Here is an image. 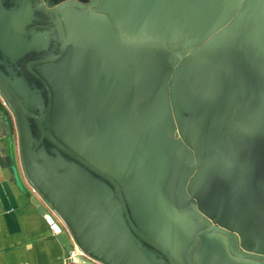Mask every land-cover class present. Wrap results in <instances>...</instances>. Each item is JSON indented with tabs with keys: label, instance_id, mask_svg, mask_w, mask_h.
Returning <instances> with one entry per match:
<instances>
[{
	"label": "crops",
	"instance_id": "1",
	"mask_svg": "<svg viewBox=\"0 0 264 264\" xmlns=\"http://www.w3.org/2000/svg\"><path fill=\"white\" fill-rule=\"evenodd\" d=\"M66 1L0 0L2 75L11 82L28 84L24 97L30 93L43 97L44 82L53 94L57 87L90 93L102 108L129 117L122 124L115 118L101 123L85 118L79 141L111 157L126 171H136L148 164L155 177L174 180L189 171L192 175L187 187L195 172L199 173L200 192L192 204L208 207L226 198L221 204L234 211L235 220L222 215L220 222L234 234L235 248L264 254V1L256 21L250 16L238 23L237 29L246 30L245 39L230 49H221L203 68L195 69L188 80L189 90L205 102H192L191 107L166 97L163 121L144 129L134 118L148 114L156 99L169 88L170 64L165 68L163 51L180 45L163 39L175 36L178 42H185L191 36L197 37L204 16L207 19L212 12L222 10L221 0H195L190 6L182 0H99L94 9L68 6L58 12L64 28L67 20L81 15L74 20L72 32L65 36L62 58L52 64L30 65L28 69L30 62L61 54L63 37L52 11ZM224 4L225 10L226 0ZM99 14L111 22L122 20L129 34L124 37L122 33L91 26L88 18ZM189 17L194 18L198 28H190L193 23L184 20L188 28L185 32L178 29L180 24L176 21ZM243 21L247 23L240 26ZM144 38L148 43H137ZM177 57L180 56L174 53L170 62L174 64ZM12 115L0 97V166L5 177L0 186V264H67L63 244L30 199L40 202L59 220L38 195L22 187L26 181L19 166L20 138ZM124 129L129 132L126 134ZM145 130L151 131L150 136H145ZM43 160L48 161L46 157ZM52 178L51 183L60 194L70 190L66 186L60 188ZM144 189L145 197L155 200L154 185L148 182ZM71 190L90 194L84 188L72 186ZM214 236L226 246L224 235L211 233L200 247ZM80 258L85 264H103ZM202 259L203 264H261L226 252L219 258L211 255Z\"/></svg>",
	"mask_w": 264,
	"mask_h": 264
},
{
	"label": "rangeland",
	"instance_id": "2",
	"mask_svg": "<svg viewBox=\"0 0 264 264\" xmlns=\"http://www.w3.org/2000/svg\"><path fill=\"white\" fill-rule=\"evenodd\" d=\"M263 1L264 0H250L251 3L247 6L242 2L240 9L234 15L230 23L219 27L215 33L209 35L208 29L215 22L217 17L221 13L227 12L233 6L235 7L238 3V0H226V9L218 10L211 16L207 23L200 29L198 37L191 36V39L185 41L186 44L195 41L191 50H187L188 48H186V45L176 46L175 50L182 52L184 56L190 58L191 61L187 64H184L183 59L176 61L175 67L170 74L169 88L156 99L153 109L148 114L143 117L134 118V121L136 120L135 123H138L139 127L142 129L150 128L151 126L161 123L164 116L163 109L165 108V101L167 102L166 97L169 96H171L174 101L176 98L180 102L190 105L191 107H193L191 102H205L202 97L193 94L189 90L188 80L191 78L195 69L203 68V65L213 60V57L221 49H230L235 43H241L242 40L245 39L243 36H245L246 30L237 29L239 26L238 23L250 16L253 17V21H256L258 10L263 4ZM99 13H101V11ZM124 42L127 41L124 40ZM146 42V38L137 40V43L145 44ZM163 53L166 54L164 66L167 68L170 63V58L173 56V50H164ZM38 72H41V69H38ZM183 72H185V75L182 79L181 74ZM13 85L16 89L21 91L22 99L29 110L31 112L34 111L33 113L37 116L44 117L43 124H46V128H48L47 131L52 137L69 150L84 154V158L88 163L96 166L103 173L121 178V183L124 181L126 182V184L123 183L122 186L124 187V192L128 199V205L132 208L131 215H129L132 226H130L128 222L126 223L123 218V208L122 205H120L118 196L114 193L112 184L107 180L96 178L90 173L86 175V172L84 179H82L85 180L86 184H82L79 181L80 173H78V176L75 175V166L68 162L65 153L58 151V149L45 138L43 139L48 143L43 142V140H41V133L36 125L31 122L30 127L32 131L33 148H36L37 152L42 149V158L46 157L48 160L42 164L39 159V165L42 166L40 169L45 172L46 177L55 178L54 181L60 188L64 189L66 186V188L70 189L62 191V194L65 193L63 195L68 196L71 193L74 194V190H71L72 186L77 188L83 187L89 191L90 194H87L90 195L96 203L101 206L106 204L113 212L111 217L115 219L118 225L122 227L123 231L127 233L134 248L138 249L136 250L140 255L142 254L141 256H143V254L146 255L148 261L144 258V264H154L153 261H151L153 259L157 260L156 264H184V256L188 245L199 229L212 224L222 225L220 221H223L222 218L225 215L228 216L226 218L227 220H235L234 211L227 209L221 204L224 203L226 198H223L220 204H213L208 207L202 205L200 207V205L192 204L198 200L199 195L197 194L200 192L199 185L201 183V175L199 173L196 174L195 172L190 187H187V181L192 175L189 171H185L178 180L169 177H163L161 179L155 177L148 164L136 171H126L121 169L111 157L95 150L92 145L79 142L78 139H81L83 136L82 126L86 124L85 122L87 120L94 123H101L110 118H115L122 124L124 120L129 119V117L125 115L115 114L102 108L92 94L67 90L65 92L71 95L68 99L61 95V102H63L64 105H59V102H57L55 108L53 104L52 108L47 111L49 107L48 97H43L41 99L37 93H30L24 97L23 90L25 87L28 88V84L16 81ZM68 94L67 96H69ZM40 101L43 103L42 105H40ZM76 111H78L79 114H76ZM10 113L12 112L10 111ZM123 131L126 134L129 132V130L126 129ZM145 131H148V134L145 136H150L151 131ZM19 166H22L21 157ZM139 173L141 177L137 176ZM56 179H58L59 182ZM146 181L151 182L156 188L158 197H155V203L146 198L143 204L138 198V196L142 194L143 185ZM172 184L175 185L174 189H171ZM27 188L32 191L30 187L27 186ZM123 199L125 203V198ZM178 216L183 217L185 221L183 225L178 223ZM142 217L147 223L141 221ZM240 224L242 228L244 223L241 222ZM173 235L175 237H173ZM182 237H185L184 241ZM124 258L130 259L128 256Z\"/></svg>",
	"mask_w": 264,
	"mask_h": 264
},
{
	"label": "water",
	"instance_id": "3",
	"mask_svg": "<svg viewBox=\"0 0 264 264\" xmlns=\"http://www.w3.org/2000/svg\"><path fill=\"white\" fill-rule=\"evenodd\" d=\"M91 1H92L91 4H83L79 2L78 0H67L66 2L59 4L53 9L52 12L55 16L56 24L59 27L60 32L63 37L62 38L63 50L61 54L57 56L56 58L45 60L42 62H37V63L30 62L27 67L28 69H30V65L52 64L62 58L63 53L66 49L65 36L66 34H69L70 32H72V30L74 29V24H75L74 20L76 21V19H78L77 16L81 14H75L76 15L75 18H71L67 20L66 28H64V26L62 25L60 21L58 12L71 5L78 6L83 9L96 8L98 6L99 0H91ZM193 1L195 0H187V1L182 0V2L184 3L188 2L187 3L188 6H190ZM242 2L243 0H238V3L235 5V7L230 8L226 12L227 13L226 16L216 19L215 22L208 29V34L209 35L213 34L216 32V30H218L219 27L225 26L228 23H230L234 15L240 9V5L242 4ZM104 7L105 6L103 5V8ZM220 8L224 10L225 8L224 2H221ZM217 11L212 12L207 17V19H206V16H204L206 20L204 19V22L203 23L201 22L199 25L203 27L207 23V21L211 18V16H213ZM192 14L194 15L195 13H192ZM79 17H80L79 19H82L81 16ZM92 17L99 19V20L104 19L103 15H100V14L96 16H92ZM184 20H187L193 23L192 25L189 24L190 28H198V26H196L194 23L193 17L180 19L176 22L180 24L178 29L184 30L183 32H185V30L188 28L187 23L183 22ZM111 23L114 25L115 21ZM1 24L2 22H1V17H0V25ZM93 27H98V26H93ZM175 30H176V27H175ZM126 34H129L128 31ZM174 34L175 33H173V35ZM174 38L166 39V40L163 39V41L173 43V44L186 45V48H188V50H191L193 44L195 43V41H193L189 44H186L185 42H178L177 37L175 39ZM171 50H173L172 58L174 57V53L177 52L180 58L183 59L184 64H187L188 62L191 61L190 58H187L186 56H184L182 52L177 51L175 49H171ZM33 75H35L36 78H38L39 80L43 82L42 78H40L38 74L34 73ZM184 75H185V72L181 74L182 79L184 78ZM13 83L14 82L7 80L0 72V97L8 105L17 123L19 138H20V152H21V159H22V168H23L24 177L26 178V181H27V186L30 188H34L36 190V192L38 193L37 195L40 198V200L54 214L55 218H57L60 223L57 222L54 219V217L45 210V208L40 204V202H38L37 200H34V198L33 199L31 198L30 202L38 209L39 213L42 216H44V218L47 220V222L49 223L51 227L52 232H54L58 236V238L60 239L61 243L64 246L66 256L68 257L71 251L75 250L76 247H79L89 257H91L92 259L96 261H100L103 264H135V263L144 264V257L141 256L142 254L140 255L138 253L137 251L138 249L134 248V246L132 245L126 233L114 222V220L109 215V213L101 205L96 203L93 200V198H91V196L84 193L85 196L87 197V200L89 201L91 205L92 212L98 221L99 233L96 236H93L88 232V229H87V227L90 224L89 218L75 211L72 195L76 194V191L73 192L74 194L71 193L68 196L60 194L59 190L51 183V179L46 177L45 172H43L40 169L41 167L39 165V157H38L39 152L36 151V148L35 149L33 148V138H32V131L30 127L31 120L37 124L40 130V133H41V140L45 138L53 146H55L60 151L64 152L66 155H68L70 158L75 160L81 166L93 172L94 174L104 178L105 180L109 181L112 184V186L114 187V190L116 191L118 195L121 205L124 209L127 222L129 223L130 226H132V222L130 220L128 210L124 203L122 192L120 190L118 183L113 178H111L109 175L103 173L102 171H100L99 169H97L96 167L88 163L86 159L78 156L73 151L69 150L64 145H62L60 142H58L54 137H52L50 133L42 125L44 117L37 116L36 114H34L33 112L29 110L28 106L22 99L21 91L16 89ZM42 84L45 86L49 94V107L47 111H49L50 108H52L55 101L56 103L59 102V105L60 104L64 105L63 102H61L62 101L61 95L63 96V91H67V89L63 90L60 87H57L56 94H55V91L53 94L50 88L44 82ZM82 130H84L83 126H82ZM4 183H5V177H4V174L0 166V186ZM27 186L22 184V187H24V189L26 190H27ZM203 206L206 207V205H203ZM101 215L105 220H107V222H109L108 225H105L103 223L100 217ZM243 226L241 228L242 230H243ZM211 233H219V234L224 235L227 238L228 240V250L226 249L227 253L233 256H237V257L264 261V255L262 254L236 249L234 234H232L231 231L225 228L223 225L221 226L207 225V227L200 230L195 236L194 242L191 245L187 253L188 264H192L191 256L195 248L197 247L200 239L205 235L206 236L210 235ZM209 242L211 243V240H209ZM124 254L130 257V259L124 258L126 257ZM211 254H212V250L208 246L201 251L202 257L203 256L209 257ZM131 260L135 263H133ZM71 261L77 264L86 263L82 258L78 256L72 258Z\"/></svg>",
	"mask_w": 264,
	"mask_h": 264
},
{
	"label": "flooded vegetation",
	"instance_id": "4",
	"mask_svg": "<svg viewBox=\"0 0 264 264\" xmlns=\"http://www.w3.org/2000/svg\"><path fill=\"white\" fill-rule=\"evenodd\" d=\"M18 2L20 1V0H17ZM91 18H94V17H91ZM90 19V18H89ZM105 19H107V17H105L104 16V21H106V22H110L109 21V19H107V20H105ZM116 21L117 20H115V24L113 25L111 22H110V24L112 25V27L114 28H116L117 30V33L119 34V33H122L124 36H125V33L124 32H122L121 31V28L116 24ZM118 21H120V20H118ZM88 22H90V21H88ZM122 22V21H121ZM124 24V23H123ZM124 27H125V29H126V26H125V24H124ZM127 30V29H126ZM60 74L62 75V71H60ZM15 83V82H14ZM45 90V92L43 93V97H48V99H49V94H48V92H47V90L46 89H44ZM65 91H63V96H64V98H66V99H68L69 97H70V95L71 94H68L67 92H65ZM67 94L69 95V96H67ZM39 96H40V98L42 99L43 97H41V95L39 94ZM43 103L40 101V105H42ZM55 105H56V101L54 102V108H55ZM7 108H9V107H7ZM10 110V109H9ZM11 111V110H10ZM32 112H34V111H32ZM31 122H33L32 124H35L36 125V127L38 128V126H37V124L34 122V121H32L31 120ZM42 125L45 127V129L46 130H48V128H46V124H43L42 123ZM38 130H39V128H38ZM39 132H40V130H39ZM43 142H45V143H48L45 139H43ZM63 143V142H62ZM57 149V148H56ZM58 151H60L59 149H58ZM75 154H77L78 156H80V157H82V158H84V154H80V153H78V152H75L74 150H72ZM39 152H40V154H39V159H40V162H42V164H43V162H45L44 160H43V158H42V154H43V151H42V149L41 150H39ZM66 155V154H65ZM66 157H67V159H68V162L70 163V164H72L73 166H75V170H74V173H75V175H77L78 176V173H80V175H79V181L82 183V184H86V182H85V180H82V179H84V177H85V172H86V175L87 174H92L94 177H96V178H99V179H104V178H102V177H100V176H98V175H96V174H94L93 172H91V171H89V170H87L86 168H84L83 166H81L79 163H77L75 160H73L72 158H70L68 155H66ZM85 159V158H84ZM94 166V165H93ZM40 167L42 168V166L40 165ZM94 167H96V166H94ZM97 168V167H96ZM98 169V168H97ZM100 170V169H99ZM106 174V173H105ZM108 175V174H107ZM76 176V177H77ZM111 178H113L117 183H118V185H120L119 187H121L122 186V184L123 183H125V181L123 182V180H122V182L123 183H121L120 181H121V178H119V177H114V176H111V175H109ZM138 177L140 176L141 177V174L139 173L138 175H137ZM105 180V179H104ZM149 181H146V183H148ZM145 183V184H146ZM149 183H151V182H149ZM89 184V183H88ZM144 184V185H145ZM90 185V184H89ZM144 185H143V191H142V194L140 195V196H138V198L143 202V204H144V201H145V199H146V197H145V189H144ZM91 187V186H90ZM81 188H83V187H81ZM92 188V187H91ZM171 189H174V188H171ZM121 192H122V196H123V198H125V205H126V207H127V210H128V214L129 215H131V210H132V208L128 205V199H127V197H126V194H125V192H124V189L121 187ZM155 193H156V196L158 197V193H157V191H156V188H155V191H154ZM114 193L117 195V193H116V191L114 190ZM118 196V195H117ZM119 199V198H118ZM148 199V198H147ZM149 200V199H148ZM120 201V200H119ZM149 201H153V203H155V200H149ZM120 205H121V202H120ZM104 206V207H103ZM102 207L109 213V215L110 216H112V214H113V212H112V210H110L109 208H108V206L106 205V204H104ZM123 208V207H122ZM123 210V218H124V220H125V222L127 223V218H126V215H125V212H124V209H122ZM174 216H175V214H174ZM113 219V218H112ZM114 220V222L118 225V223L115 221V219H113ZM143 223H147L145 220H144V218L142 217V220H141ZM177 221H178V223L180 224V225H183L184 223H185V221L183 220V217L181 216H178V218H177ZM119 227H120V225H118ZM121 229H122V227H120ZM203 228H205V227H203ZM203 228H201V229H199L195 234H194V236H193V238L191 239V242H190V244L188 245V248H187V250H186V253H185V256H184V264H188V261H187V253H188V251H189V249H190V247H191V245L193 244V242H194V239H195V236H196V234L200 231V230H202ZM123 230V229H122ZM215 234H218V235H220L219 233H215ZM126 235H127V233H126ZM128 236V235H127ZM173 237H175L174 235H173ZM207 236L205 235V236H203L201 239H200V241H199V243H198V245H197V247L195 248V250H194V252H193V254H192V256H191V262H192V264H203V257H202V255H201V251L203 250V249H205L207 246L208 247H210L211 248V250H212V254L211 255H213L214 257H218L219 258V255H221L222 253H225L227 250H228V240H227V244H226V246H224V244L222 245L221 243H220V241H219V239H217L215 236L213 237V239H211V243L210 242H208V244L207 245H204L202 248L200 247L201 245V242H203L204 241V239L206 238ZM128 238H129V236H128ZM182 240L184 241L185 240V237H182ZM226 248H227V250H226ZM140 249V248H139ZM263 252H264V250H263ZM227 253V252H226ZM259 254V253H258ZM210 255V256H211ZM262 255H264V254H262ZM143 256H144V258L148 261V259H147V257H146V255L145 254H143ZM151 260V259H150ZM151 261H153V263L154 264H156V262H157V260L156 259H153V260H151ZM258 261V260H257ZM258 262H260L261 264H264V261H258Z\"/></svg>",
	"mask_w": 264,
	"mask_h": 264
},
{
	"label": "bare ground",
	"instance_id": "5",
	"mask_svg": "<svg viewBox=\"0 0 264 264\" xmlns=\"http://www.w3.org/2000/svg\"><path fill=\"white\" fill-rule=\"evenodd\" d=\"M223 1L225 2V0H221V2H223ZM243 3H245L244 5L247 6V4L250 3V0H243ZM209 7H210V3L207 4V8H209ZM246 23H247V21H243V22L240 23V26H243ZM253 26L254 25H252L251 27H253ZM175 53H176V55L179 56V54L177 52H175ZM225 53L226 52H224L223 54H225ZM177 58L181 59L180 57H177ZM169 64H170V68H169V75H170L171 71L175 67L176 61H175L174 64L172 62H170ZM72 199H73L75 211L80 213L83 216H87L89 218V220H90V224L87 227L88 232L91 235L96 236L99 233L98 221H97V218L94 216V214L92 212L91 205H90L89 201L87 200V197L83 193L78 192V193L72 195ZM100 217H101L103 223L105 225H108L109 222H107V220H105L102 217V215ZM79 251H82V249L79 248Z\"/></svg>",
	"mask_w": 264,
	"mask_h": 264
},
{
	"label": "trees",
	"instance_id": "6",
	"mask_svg": "<svg viewBox=\"0 0 264 264\" xmlns=\"http://www.w3.org/2000/svg\"><path fill=\"white\" fill-rule=\"evenodd\" d=\"M89 18H88V21H90L91 26H98L99 28L109 29L111 32L117 33L116 29L113 28L109 22H106L103 19L99 20L96 18H91V17ZM116 24L121 28L122 32H124L125 34L127 33V30L125 29L123 22L117 20ZM258 31L259 29L257 30L256 34L258 33ZM124 44L127 45L128 43L124 42Z\"/></svg>",
	"mask_w": 264,
	"mask_h": 264
},
{
	"label": "built area",
	"instance_id": "7",
	"mask_svg": "<svg viewBox=\"0 0 264 264\" xmlns=\"http://www.w3.org/2000/svg\"><path fill=\"white\" fill-rule=\"evenodd\" d=\"M3 104H4L5 107H8V105L6 104V102L4 100H3ZM31 189H32V192L34 194H36V195L38 194L34 188H31ZM76 256L85 257V258H87L89 260H92V258L89 257L87 254H85L83 250L79 251V247H76V249L71 251L70 255L66 258L67 264H73L71 259L76 257Z\"/></svg>",
	"mask_w": 264,
	"mask_h": 264
}]
</instances>
